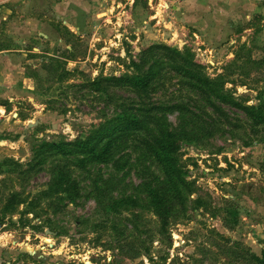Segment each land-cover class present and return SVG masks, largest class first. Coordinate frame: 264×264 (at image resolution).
Wrapping results in <instances>:
<instances>
[{"label": "rangeland", "instance_id": "374dc122", "mask_svg": "<svg viewBox=\"0 0 264 264\" xmlns=\"http://www.w3.org/2000/svg\"><path fill=\"white\" fill-rule=\"evenodd\" d=\"M94 2L93 10L79 8L71 35L55 32L66 26L58 20L49 23L50 38L4 41L38 50L15 70L0 69V231L8 236L1 251L24 250V264H255L250 256L264 250V124L223 100L264 112V34L241 50L251 64L234 60L239 44L206 41L205 53L186 38L209 78L240 69L222 90H191L163 69L143 97L127 85L103 93L83 81L123 75L145 47L186 45L174 25L153 26L146 0ZM51 62L69 75L49 74ZM127 114L147 130L133 140L114 137L95 153L105 151L103 161L77 164L85 155L49 151L99 136ZM53 183L59 192L38 196ZM12 194L22 203L3 214Z\"/></svg>", "mask_w": 264, "mask_h": 264}, {"label": "crops", "instance_id": "0c3cea01", "mask_svg": "<svg viewBox=\"0 0 264 264\" xmlns=\"http://www.w3.org/2000/svg\"><path fill=\"white\" fill-rule=\"evenodd\" d=\"M93 1L95 0H0V69L13 71L16 66H19L16 62L21 57L26 58L27 54L38 50L36 47L27 51L9 48L4 41L11 39L22 40L24 44L30 43L28 39L32 37V34L50 38L54 30L59 31L58 27L55 29L51 25L53 30L49 23L58 22V20L67 26L60 25L59 28L63 27L70 33L74 31L73 24L77 23L79 8L85 6L87 10L88 8L93 10L98 6ZM133 2L134 0H131V4ZM172 9L175 13L172 16V24L168 25H174V28L179 31L180 39L185 37L190 39L191 36H195L205 47L203 50L205 53L210 52L206 49L208 48L206 41L217 39L221 43L228 41L227 46L246 45L247 39L252 35H256L259 40L261 38L259 36L264 34L262 25L261 30H254L259 24H264L262 0H183L180 4L172 5ZM152 18L150 15L149 21ZM180 26L185 31H181ZM40 31L44 34H40ZM173 36L176 35L173 34ZM3 239H6L5 236ZM21 251L24 250L1 251L0 249V255L10 259L12 263L24 264Z\"/></svg>", "mask_w": 264, "mask_h": 264}, {"label": "trees", "instance_id": "16d2710c", "mask_svg": "<svg viewBox=\"0 0 264 264\" xmlns=\"http://www.w3.org/2000/svg\"><path fill=\"white\" fill-rule=\"evenodd\" d=\"M57 30L63 33L65 36L71 35V33H69V31L63 27H58ZM64 35L62 36L64 37ZM245 46V44L240 46V50L235 55L234 60L241 61L244 59L246 63L251 64L252 60L248 58L249 50H247L245 53H242L241 51L245 48ZM65 52L71 53L70 50H66ZM58 64L59 62H51L49 65L44 66V68L47 72H49V74L52 75L54 73L55 75H58L59 80H62L69 74L64 68L61 69V73L57 74V72H59L57 69V66H59ZM229 64L234 65L232 62ZM126 67L128 68V72L121 76L97 78L96 80L88 79L83 81L82 85L86 89H93L103 93H108L110 89L127 85L134 89L139 96L143 97V95L147 94L149 91V87L151 86V83L154 81V79H160L161 71L163 69H167L169 72L176 74L182 79L181 82L178 81L181 86H186L191 90L203 93L205 87L209 88L212 92H214L217 88L220 90L224 89V79L234 75L235 71H238L237 69L235 70L234 66L228 70L227 74L223 73L220 77L218 76L217 79H211L204 74L203 67L196 63L194 54L190 48L184 46L182 49H179L176 47L159 44L151 45L141 49L138 60H129V62L126 63ZM242 67L245 68V66ZM225 70L226 69H224L223 72ZM247 71L248 72L245 73L246 76L249 73V70ZM238 73H240V69ZM221 78L223 80H220ZM218 80L221 81L219 85L217 84ZM241 85L245 86L244 83H241ZM223 101H225L227 104L235 106L236 108L242 109L245 111L247 116H249L256 123L264 124V112H262L261 108H255L254 106H244L226 99ZM151 113L152 112L149 113L150 116L144 117L147 123H150L153 120ZM147 127L148 126L143 122V120H139L133 114H127L119 121L117 125H109L105 127L99 136H87L84 139H76L74 142L66 144V146L69 147L68 149H63L62 147L64 145L62 144L50 145L48 147L51 148L49 151L59 150L57 151L59 154L85 155L82 160L77 161V164H84L93 160L103 161L106 152L101 151L99 154L95 153L100 148H109L112 143H115L117 138L112 140L114 137H117L118 135V138L121 137L125 139L133 137V140L136 138V132L142 129L146 131ZM3 164L17 167V171L22 170L23 168L22 164L15 163L10 158L4 159ZM59 189L60 186L58 183L49 184L44 191L38 194V196L46 197L50 195L52 191L59 192ZM12 196L13 202L6 206L5 210H3V214H14L18 205L22 203L20 200H18L16 194H12ZM250 260L255 262V264H264V250L261 252V257L251 255Z\"/></svg>", "mask_w": 264, "mask_h": 264}, {"label": "built area", "instance_id": "2783aa9c", "mask_svg": "<svg viewBox=\"0 0 264 264\" xmlns=\"http://www.w3.org/2000/svg\"><path fill=\"white\" fill-rule=\"evenodd\" d=\"M148 6L152 9V20L155 22L156 25L158 23L163 22L165 24H172V16H173V9L172 5L180 4L183 0H146ZM264 2V0H262ZM193 38L196 39L195 36ZM188 41L186 37L183 39V43L181 46L186 45L187 46ZM200 51V48H198ZM1 235H6V233L3 231H0V237ZM8 243V242H6ZM11 244H15L16 246L19 245L16 244L17 242L10 241ZM11 260L8 258H4L3 255H0V264H11Z\"/></svg>", "mask_w": 264, "mask_h": 264}, {"label": "bare ground", "instance_id": "6f19581e", "mask_svg": "<svg viewBox=\"0 0 264 264\" xmlns=\"http://www.w3.org/2000/svg\"><path fill=\"white\" fill-rule=\"evenodd\" d=\"M5 238L7 239L8 236H5ZM7 241H9V240H7ZM49 241H50V240H49ZM18 246H20V244H19ZM48 246L52 247V246H53L52 242H48ZM43 250H44V249H43Z\"/></svg>", "mask_w": 264, "mask_h": 264}]
</instances>
